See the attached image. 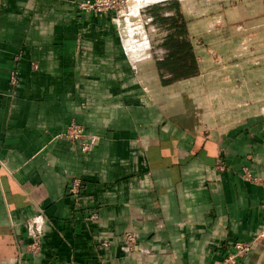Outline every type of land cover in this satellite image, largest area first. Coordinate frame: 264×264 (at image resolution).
<instances>
[{
	"label": "crops",
	"instance_id": "1",
	"mask_svg": "<svg viewBox=\"0 0 264 264\" xmlns=\"http://www.w3.org/2000/svg\"><path fill=\"white\" fill-rule=\"evenodd\" d=\"M81 1L0 0V264H219L255 237L237 264H264V106L232 86L237 65L207 71L195 49L199 74L163 86L136 64L138 9L127 37ZM71 122L90 151L62 136Z\"/></svg>",
	"mask_w": 264,
	"mask_h": 264
},
{
	"label": "rangeland",
	"instance_id": "2",
	"mask_svg": "<svg viewBox=\"0 0 264 264\" xmlns=\"http://www.w3.org/2000/svg\"><path fill=\"white\" fill-rule=\"evenodd\" d=\"M138 1L122 0L113 11L119 28L126 29L128 37L126 24L129 20L123 15L130 11V5H136L138 9L136 20L130 19L129 23L134 27L132 37L136 45L144 40L149 45L145 57L136 62L139 68L154 66L155 59H162L166 53L161 45L167 33L166 27L158 28L154 24L150 10L155 9L163 16L172 17L176 15L173 5L177 2L194 50L201 57L211 56L214 60L206 70L236 64L240 77L232 86L242 93L244 91V100L248 105L264 106V0H158L147 4H139ZM214 52L220 58L218 63L213 58ZM175 84L173 87L177 92L186 88L187 93L194 92L190 85L182 88L175 87ZM186 99L192 103L190 95Z\"/></svg>",
	"mask_w": 264,
	"mask_h": 264
},
{
	"label": "built area",
	"instance_id": "3",
	"mask_svg": "<svg viewBox=\"0 0 264 264\" xmlns=\"http://www.w3.org/2000/svg\"><path fill=\"white\" fill-rule=\"evenodd\" d=\"M122 0H84L77 4V6L91 13H102L107 12L110 10H116ZM213 58L218 63L220 58L217 54L213 53ZM12 81H15L14 74L10 76ZM62 136L73 144H78L81 151L88 152L92 149L94 144L96 143L98 136L91 134L86 131L84 126L79 123L71 122L63 131ZM223 161L219 159L217 161V167L219 169L224 168ZM249 175V174H247ZM246 175V176H247ZM250 178V175L247 176ZM81 185V181L79 178H73L72 183L69 185V192L72 194H76L79 190ZM91 219L95 220L97 218L96 214H92L90 216ZM28 233L33 238V242L31 245L35 246L38 242V236L40 233L41 228V218L39 216L34 217L31 219L30 223L27 226ZM258 238L255 237L250 241H236L233 244L232 251L228 252L219 262V264H237L238 260L244 258L248 255L253 249H255L257 243L260 241ZM122 248L124 251H132L135 246V239L131 233H126L123 239Z\"/></svg>",
	"mask_w": 264,
	"mask_h": 264
},
{
	"label": "trees",
	"instance_id": "4",
	"mask_svg": "<svg viewBox=\"0 0 264 264\" xmlns=\"http://www.w3.org/2000/svg\"><path fill=\"white\" fill-rule=\"evenodd\" d=\"M178 3L173 7L175 16L166 17L159 11L150 10L154 24L158 28H165L166 35L161 45L166 53L162 59H155L154 68L158 72L160 83L163 86L170 85L199 74V65L192 41L189 37L187 24L182 19Z\"/></svg>",
	"mask_w": 264,
	"mask_h": 264
},
{
	"label": "bare ground",
	"instance_id": "5",
	"mask_svg": "<svg viewBox=\"0 0 264 264\" xmlns=\"http://www.w3.org/2000/svg\"><path fill=\"white\" fill-rule=\"evenodd\" d=\"M154 1H158V0H139L138 2H139V4L141 3V4H147V3H152V2H154ZM136 6V5H135ZM135 6H129V10L130 11H135L136 10V7ZM124 18H125V16H124ZM123 31H124V33H125V29H123Z\"/></svg>",
	"mask_w": 264,
	"mask_h": 264
}]
</instances>
